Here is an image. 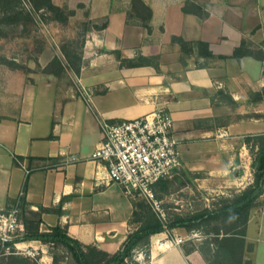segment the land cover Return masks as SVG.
Wrapping results in <instances>:
<instances>
[{
  "label": "crops",
  "instance_id": "obj_1",
  "mask_svg": "<svg viewBox=\"0 0 264 264\" xmlns=\"http://www.w3.org/2000/svg\"><path fill=\"white\" fill-rule=\"evenodd\" d=\"M142 1L151 9L149 30L137 20L127 21L131 0H105L101 11L93 0H75L88 19L108 18L106 28L86 34L80 74L61 86L42 72L28 81L15 77V91L5 88L15 94V106L0 108V209L11 208L25 184L27 208L48 209L40 214L41 232L59 225L71 238L109 254L133 230V206L122 187L107 179L105 165L90 158L101 141L99 121L167 110L180 141L181 167L174 182L180 190L223 196L252 183L245 137L264 133V101L249 99L250 92L264 87V58H217L202 67L189 57L183 64L178 44L171 42L172 36L202 40L216 56H230L247 38L264 52V0ZM186 1L207 14L183 12ZM115 50L121 58L156 55L158 70L152 65L122 68ZM46 51L48 46L38 60L41 69L53 58ZM79 87L88 98L78 94ZM26 169H31L28 174ZM261 197L264 192L259 204ZM250 214L247 227L260 215ZM162 240L153 245L149 264H207L198 251L186 254L181 246L160 245ZM20 246L28 253L6 254L4 260L53 264L49 244L24 240Z\"/></svg>",
  "mask_w": 264,
  "mask_h": 264
},
{
  "label": "trees",
  "instance_id": "obj_2",
  "mask_svg": "<svg viewBox=\"0 0 264 264\" xmlns=\"http://www.w3.org/2000/svg\"><path fill=\"white\" fill-rule=\"evenodd\" d=\"M33 10L24 9L21 0H0V27L15 26L23 24L33 19V12L36 14L42 11L40 20L47 19L55 23L66 25L69 18L75 15V10L67 6H61L53 2V0H29ZM78 7H83L79 4ZM183 12H192L199 16H205L202 7L186 1L182 7ZM133 14L134 17H131ZM85 21L82 22L83 32L81 40L69 41L61 45L59 52L61 56L54 55L51 61L44 67L43 73L51 74L57 79L67 73L69 78L71 74L78 76L83 64L82 47L85 42L86 34L93 30L99 31L106 28L108 18L106 16L97 19H88V12L85 11ZM151 17V9L144 4L142 0H131V9L127 12V21L137 20L135 24L150 29L149 20ZM42 18V19H41ZM0 33L2 31L0 30ZM171 42L178 44L180 49V61L186 64V59L195 56L197 59L202 58L196 66H207L214 59H239L244 56H251L262 60L264 52L262 48L254 44L247 38H242L240 44L234 48L230 56H216L209 48V44L202 40H185L181 36H172ZM44 47V46H43ZM41 47L40 49H42ZM80 48L79 50L77 48ZM116 58L120 61V67H139L152 65L158 70V56H144L137 54L134 58H121L118 50L113 51ZM3 60V61H2ZM0 61L10 65L7 59L0 58ZM15 69H18L17 63H13ZM70 83V82H68ZM80 88V87H79ZM78 88V89H79ZM80 94V91H77ZM249 99L253 102L264 101V87L257 92H250ZM231 104H234L229 99ZM2 118V117H0ZM245 143L251 156V171L253 181L244 189L233 192L231 196H221L222 204L214 208H202L194 210L190 214L172 213L169 216L166 211V219L161 217L160 213L153 209L150 203L142 198L135 196L129 197L133 206V212L129 219V224L137 222L139 225L135 227L113 254L97 249L92 245H84L76 239L67 235L66 229L59 225L52 227L50 231L41 232L39 224L41 222L40 214L48 209L41 208L39 212L30 211L24 199L25 184L22 188V195L16 200L20 210V218L24 224L25 232L21 240H39L49 245L61 246L70 254L76 264H125V260L130 258L131 252L140 244L148 245L151 236L163 231L170 232L175 228L196 229L201 230L205 237L212 234L213 239L205 241L201 247H192L186 254L192 251H198L207 264H249L244 261V253L252 251V244H247L246 228L251 210L259 205V198L264 192V133L248 135L245 137ZM174 180V179H173ZM170 180H161L154 185L156 195L165 192ZM159 196V195H158ZM7 209V208H6ZM229 219L232 221L230 229L220 233L219 231H211L209 228L212 220ZM217 231V232H216ZM214 232V233H212ZM246 245L251 248H245ZM5 255H1L0 264H27V260L23 258H9L4 260ZM149 258V251L147 252ZM248 261V262H247ZM53 254V264H58ZM138 264V263H135Z\"/></svg>",
  "mask_w": 264,
  "mask_h": 264
},
{
  "label": "rangeland",
  "instance_id": "obj_3",
  "mask_svg": "<svg viewBox=\"0 0 264 264\" xmlns=\"http://www.w3.org/2000/svg\"><path fill=\"white\" fill-rule=\"evenodd\" d=\"M21 2L26 10L28 9L26 4H28L30 8L32 7L29 0H21ZM53 2L75 10V15L69 18L66 25L59 22L55 23L44 18H41V21L39 19L40 15L38 14L42 11H39L38 14L33 12V19L23 24L11 27H0V30L2 31V33H0V58L4 57L10 62L9 65L0 61V92L4 93L0 95V108L5 105L11 107L12 103L15 106V94L9 95L8 93H5V88H7V86L12 87V89L14 88L15 91V81H17L15 80V77L18 81H22L25 76V79L28 81L35 79L38 76L37 74H40L44 70V68L41 69L39 66L38 60L40 59L41 54L43 55L41 52L45 46H48V49L53 56H61V53L59 52L61 45L75 40H79L80 43L83 32L82 22L86 20L84 16L86 10L85 7H78L79 3L75 4V0H53ZM93 3L95 5V10L101 11L105 9V0H93ZM31 9L33 10V8ZM134 16L133 14L131 15V17ZM133 19L135 18H132V20ZM41 47L43 48L40 49ZM77 49L79 50L80 48L78 47ZM50 51H46V53L48 52V54H50ZM190 58H194L195 64L200 61L195 56ZM13 63H17L19 68H12L14 67ZM15 70L18 71L15 72ZM68 75L66 73L64 76L57 79L60 86L62 83H71L73 79H75L74 74H71V78H69ZM251 161L250 157V163ZM173 179L174 177L170 179L171 184L168 185L169 187L164 193L161 192L158 194L159 196L155 194L156 199L160 202V208L164 212L163 221L166 219V211H168V216L172 213L190 214L194 210L202 208L212 209L222 204L221 196L223 195H216L214 193L205 194L204 192H198L195 190L194 192H189L187 189L180 190V187L177 186ZM260 202L261 204L252 209L260 214L255 221L257 224L251 222L246 228V241L248 242L247 244H252V251L244 253V261L248 260L249 264H264V219H262V222L260 223L261 214L264 215V198L261 197ZM232 224V221L229 219L212 220L209 228L211 231L217 229V231L222 233L223 231L230 229ZM138 225L137 222H133L131 227L134 229ZM200 232L201 230L179 228L173 229L170 232L163 231L156 236L154 234L148 245L140 244L131 252V256L125 260V264H149L151 249L154 248L153 245L157 240L164 239L168 234L182 239L180 246L182 250L184 248L186 251L192 247H201L206 240L209 241L213 239L212 234L205 237V234H201ZM249 245H246L245 248H251ZM148 251L149 258L147 256ZM49 253L52 255V260L54 254L56 262L59 260L66 262V264H76L70 254H68V252L61 246L49 245Z\"/></svg>",
  "mask_w": 264,
  "mask_h": 264
},
{
  "label": "built area",
  "instance_id": "obj_4",
  "mask_svg": "<svg viewBox=\"0 0 264 264\" xmlns=\"http://www.w3.org/2000/svg\"><path fill=\"white\" fill-rule=\"evenodd\" d=\"M78 90L81 96L88 98L86 89ZM99 125L101 141L90 158L105 165L107 179L119 184L128 197L146 199L163 218L164 212L153 187L161 180L172 179L181 167L180 141L174 135L171 114L157 108L132 119L101 120ZM71 160L78 159L71 157ZM30 170L26 169V173ZM21 195L22 191L19 197ZM24 232L18 201L11 208L0 209V255L27 252L20 246ZM181 242L182 239L168 234L160 245L176 247Z\"/></svg>",
  "mask_w": 264,
  "mask_h": 264
}]
</instances>
